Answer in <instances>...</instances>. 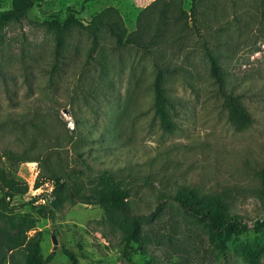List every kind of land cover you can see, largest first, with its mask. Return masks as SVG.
Returning a JSON list of instances; mask_svg holds the SVG:
<instances>
[{"label":"rangeland","instance_id":"1","mask_svg":"<svg viewBox=\"0 0 264 264\" xmlns=\"http://www.w3.org/2000/svg\"><path fill=\"white\" fill-rule=\"evenodd\" d=\"M81 1L42 0L0 20V166L27 184L10 199L14 208L0 207V264H28V254L35 263L52 254L46 264H71L66 251L77 264H130L126 215L66 194L110 186L126 189L130 210L140 214L138 264H249L241 247L260 246L264 230L220 243L169 196L185 185L223 200L248 223L264 214V0H196L192 18L191 0H157L149 12L170 3L172 18L167 39L148 51L117 44L107 25L89 31L68 19L86 22L113 5L132 30L154 0H91L79 13L66 10ZM12 2L0 0V7ZM206 47L222 86L209 72ZM158 70L172 131L154 113ZM225 94L237 96L250 123L229 121ZM9 150L35 160L14 163ZM52 174L66 178L56 195Z\"/></svg>","mask_w":264,"mask_h":264},{"label":"trees","instance_id":"2","mask_svg":"<svg viewBox=\"0 0 264 264\" xmlns=\"http://www.w3.org/2000/svg\"><path fill=\"white\" fill-rule=\"evenodd\" d=\"M88 1L91 0H82L79 8L67 6L66 10L79 13L83 11L84 4ZM36 2L41 3L42 0H13L10 8L2 9L0 7V20L19 13H24ZM156 2L157 0H154L143 9L139 10L136 16V26L132 30L127 29L118 8L113 5L105 6L98 12L94 13L86 22L73 16V14H70L71 16L68 21L89 31L107 25L114 35L117 44L135 46L136 48L148 51L151 47L156 46L167 39L168 36L164 33V26L166 25V21L172 18L170 13L172 9L170 3H165L163 7L159 8L156 11V15H153L154 11L149 12L154 8ZM195 4L196 0H191V18L195 11ZM48 14L54 17L60 13L59 11H49ZM176 18L177 17L174 15L173 19L175 20ZM59 46L60 40L57 43L56 52H58ZM206 51L209 58V72L218 84L222 86L223 75L221 69L207 47ZM153 96L154 113L158 117L161 127L165 131H172L176 127V124L168 110L170 99L163 86L159 70L156 72L153 80ZM225 101L228 105V119L234 126L240 127L252 121L251 115L240 106L237 96L225 94ZM7 156L11 158L14 163L35 160L33 156L24 153L19 154L12 150L7 151ZM79 157L82 158V154H79ZM50 177L53 182V194L56 195L63 190L64 185L66 184V182H64L66 180L63 181V179L66 178L55 174H52ZM260 180L264 193V168ZM41 183V181L37 180L35 187L39 186ZM0 191V207L14 208L15 206L9 204L10 199L15 195L25 193L27 191V184L18 180L11 175L6 168L0 166ZM66 194L73 203L79 201L83 203L98 204L104 209L117 210L126 215V223L123 227L122 235L123 255L130 264H138L134 257L142 251L143 239L140 230V214L134 213L130 210L125 198L126 189L119 186H110L108 188L100 189L95 193L75 196L73 189L69 187L66 190ZM35 197L36 196H34V198ZM169 197L174 198L183 210L194 213L198 218L204 220L210 238L217 240L220 243L229 239L233 233H240L248 230L254 232L264 230V214L251 223H248L238 214L230 213L228 206L223 200L218 198L204 199L185 185L181 186L176 195ZM261 251H264V241L260 246L244 244L241 247V252L249 264H257L259 253H261ZM66 254L70 258L71 264L78 263V259L73 253L66 251ZM51 257L52 254H48L43 262L40 261L35 263L32 254H28V264H46Z\"/></svg>","mask_w":264,"mask_h":264},{"label":"water","instance_id":"3","mask_svg":"<svg viewBox=\"0 0 264 264\" xmlns=\"http://www.w3.org/2000/svg\"><path fill=\"white\" fill-rule=\"evenodd\" d=\"M52 240H53V242H54V250L56 249V238L54 237V235H52Z\"/></svg>","mask_w":264,"mask_h":264}]
</instances>
